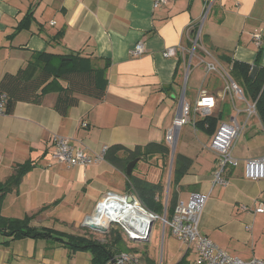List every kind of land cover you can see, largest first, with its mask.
I'll return each mask as SVG.
<instances>
[{
	"label": "crops",
	"instance_id": "0c3cea01",
	"mask_svg": "<svg viewBox=\"0 0 264 264\" xmlns=\"http://www.w3.org/2000/svg\"><path fill=\"white\" fill-rule=\"evenodd\" d=\"M29 12V26L19 27ZM199 28L193 49L192 36ZM58 31L62 35L56 42L52 37ZM256 35H260L259 42ZM138 42L145 50L133 56L130 51ZM261 45L264 0H167L156 7L154 0H0V79L6 73H16L33 52L45 49L96 55L99 66L105 59L109 61L102 99L80 96L79 104L61 116L54 108L57 90L51 89L39 104L18 102L12 112L0 116V182L8 179L15 165L29 160L33 163L17 187L5 195L1 214L23 217L40 212L32 221L34 225L75 232L106 191L131 192L126 172L105 159L86 166L58 163L53 156L52 136L68 137L73 146L88 154L114 144L134 149L149 142H165L179 99L183 92L185 95L191 66L190 101L195 105L202 90L213 96L215 104L208 117L214 119L202 121L207 116L197 114L194 126L188 123L181 127L173 153L170 149L166 174L164 160L154 154L140 156L139 161L149 159L152 166H143L137 175L163 184V213L169 197L172 155L177 152L189 157L187 172L170 187V192H177V202L187 201L193 192L207 194L200 233L232 257L264 260V213L253 210L264 203V179L244 176L245 160L264 156V131L258 115L247 120L234 144L232 154L239 162L228 170L224 185L213 182L217 158L210 149L221 122H230L233 117L244 120L243 114H237L241 109L237 102L242 100L223 91L221 80L225 84L226 80L222 70L227 71V64L219 57L226 55L254 65ZM168 47L178 48L174 56L162 55ZM204 61H216L220 70L205 76ZM259 64L264 67V48ZM200 78L203 83L198 87ZM227 103L232 107L226 108ZM169 236L166 255L161 259L154 258L155 248L130 253L141 264H175L185 254L194 264V252L171 232ZM149 238L129 240L127 245L136 248V243ZM5 241L0 234V264H93L89 251L70 254L51 239ZM114 259L112 264H116Z\"/></svg>",
	"mask_w": 264,
	"mask_h": 264
},
{
	"label": "trees",
	"instance_id": "16d2710c",
	"mask_svg": "<svg viewBox=\"0 0 264 264\" xmlns=\"http://www.w3.org/2000/svg\"><path fill=\"white\" fill-rule=\"evenodd\" d=\"M32 14L29 12L19 23V27L29 26ZM62 31H58L52 39L56 42L61 38ZM50 43V40H47ZM264 45L257 50L254 65L221 55L227 64V72L238 83L246 99L256 101V112L264 131V67L259 64ZM196 49V47H195ZM98 56L71 51L56 53L48 49L33 52L30 59L21 66L16 73H6L0 79V91L5 93L7 100L6 113L13 111L16 103L26 102L39 104L44 93L51 89L57 90L55 110L66 116L69 109L80 102V96L102 99L107 88L109 61L105 59L99 66L95 61ZM252 67H257L254 77L250 76ZM60 81L66 84L62 86ZM214 117H206L202 121L211 122ZM201 122V121H200ZM197 124V122H196ZM159 154L166 164L170 157V148L166 142H149L143 146L129 149L121 144H114L107 148L104 159L125 171L127 163L137 156L143 158ZM191 164V159L183 154L174 152L171 170L170 187L177 183ZM32 161L15 165L13 173L4 182H0V234L9 240L25 237L47 238L60 242L69 250L70 254L86 250L91 253L93 264H112V259L121 252H136L135 248L127 245L129 238L120 227L111 226L102 235L104 240L95 238L97 232L81 226L82 233L64 232L47 226H36L32 221L40 212L23 217H8L1 214L5 195L17 187L22 176L32 168ZM128 190L135 193L146 208L161 213V193L163 184L151 182L144 176L131 173L127 176ZM177 192L172 191L167 201V214L170 215L177 203ZM94 234V235H93ZM97 235V234H96ZM175 264H190L186 254Z\"/></svg>",
	"mask_w": 264,
	"mask_h": 264
},
{
	"label": "built area",
	"instance_id": "2783aa9c",
	"mask_svg": "<svg viewBox=\"0 0 264 264\" xmlns=\"http://www.w3.org/2000/svg\"><path fill=\"white\" fill-rule=\"evenodd\" d=\"M166 2L167 0H154V7ZM199 35L200 28L192 36L193 49L198 43ZM255 39L259 42L260 35H256ZM144 50L143 43L138 42L130 53L133 56H139ZM177 50L176 47H168L162 51V55L171 57L176 54ZM207 54L210 55L208 52ZM203 63L205 76L220 70L219 63L216 61H204ZM222 73L226 80L223 91L234 93L239 100L245 101L247 105L244 109H237V114H243L244 120L238 121L236 117H233L230 122H221L210 142V149L215 152L217 158L213 182L224 185L227 183L226 174L228 170L237 166L239 162L232 154L234 144L244 129L247 120L256 115L257 112L256 101L246 99L242 88L226 70L223 69ZM6 100L5 93L0 91V116L6 113ZM214 104L213 96L207 95L203 90L200 91L193 108L194 117H191V105L185 101L184 92L182 93L176 116L172 125L166 131L165 142L172 151L175 149L181 127L188 123L194 126L197 114L202 117L209 116ZM52 142L54 158L58 163L68 167L86 166L103 161L107 150V147L103 146L100 152L88 154L80 147L73 146L68 137L58 134L52 136ZM244 176L251 180L264 179V156L245 160ZM206 199L207 194L193 192L189 195L187 201L179 200L172 213L168 215L166 205L163 213H157L146 208L133 192L117 193L108 190L96 202L92 213L85 216L83 223L93 222V224L105 228L106 232L113 224H116L130 240L144 241L149 238L153 223L160 221L163 229L168 228L174 237L182 242L188 250L194 252V264H264L262 259L254 258L250 261H243L237 257H232L200 233L199 221ZM242 208L247 209L246 206ZM253 210L256 213H264V203L256 205ZM92 218H98V220H92ZM100 221L103 223H98ZM114 260L116 264H141L138 258L130 252L119 253Z\"/></svg>",
	"mask_w": 264,
	"mask_h": 264
},
{
	"label": "rangeland",
	"instance_id": "374dc122",
	"mask_svg": "<svg viewBox=\"0 0 264 264\" xmlns=\"http://www.w3.org/2000/svg\"><path fill=\"white\" fill-rule=\"evenodd\" d=\"M193 56L194 55H192V58H193ZM191 65H192V63H191ZM224 70H226V69H224ZM191 73H192V69H191V66H190L189 69H188L187 78H186V81H185V95H184V99H185V101H187L191 105V113H192L194 105H193V101H190V94H189L190 90H191V87H192V82H191L192 76H191ZM202 80H203L202 78L199 79L198 87L203 83ZM222 83L225 85L224 80H221V85H222ZM205 86H206V84H205ZM197 89L198 88H196V90ZM237 105L240 106L241 109H244L247 106L245 101L237 102ZM225 107L226 108H230L232 106H231L230 103H227L225 105ZM171 151H170V155H171ZM169 161H170V159L166 162V165L164 167L165 174H166V172H168L167 170H168ZM151 162L152 161H149V159L148 160L141 159L140 161H138V163H137V165H136V167L134 169V174H138V172L141 170V168L143 166L151 167L152 166ZM146 169H148V168L146 167ZM170 182H171V177H170ZM167 190H168V196H169L170 183H169V186L167 187ZM114 225H116V224H113V226ZM81 226H83V225L81 224ZM81 226H78L77 228H74V231L76 233H82L83 229H81ZM83 227H85V226H83ZM96 234L95 235L93 234L95 236V238H97L99 240H104V237L102 236L104 234H102V233H96ZM169 235H170V230L168 228L163 229L162 223L160 221H156V222L153 223L149 240L146 241V242H138V243H136V246H134V247H136L135 249L138 250V253L142 250V248L144 250H148V249L151 250V249L155 248L154 249V254H153L154 258L157 259V260L159 258L161 259L163 255H166L167 248H168V242H169V239H171L170 238L171 236H169ZM173 241L175 242L174 239H173ZM163 252H164V254H163ZM141 260H142V258H141Z\"/></svg>",
	"mask_w": 264,
	"mask_h": 264
},
{
	"label": "water",
	"instance_id": "95a60500",
	"mask_svg": "<svg viewBox=\"0 0 264 264\" xmlns=\"http://www.w3.org/2000/svg\"><path fill=\"white\" fill-rule=\"evenodd\" d=\"M256 71H257V67H252V69L250 71V76L251 77H254ZM172 153H173V151H172ZM140 158H141L140 156L139 157H135L134 159L130 160L127 163L126 169H125V172H126V175L127 176H129L132 173L135 164L137 163V161H139ZM82 225L85 226V227H87V228H89V229H92L93 231H95L97 233H102V234L106 233V229L105 228L99 227V226H97V225H95L93 223L85 222Z\"/></svg>",
	"mask_w": 264,
	"mask_h": 264
},
{
	"label": "bare ground",
	"instance_id": "6f19581e",
	"mask_svg": "<svg viewBox=\"0 0 264 264\" xmlns=\"http://www.w3.org/2000/svg\"><path fill=\"white\" fill-rule=\"evenodd\" d=\"M92 220H98V218H92ZM93 223V222H92ZM98 223H103V222H98ZM95 224V223H94ZM95 225H97V224H95Z\"/></svg>",
	"mask_w": 264,
	"mask_h": 264
}]
</instances>
